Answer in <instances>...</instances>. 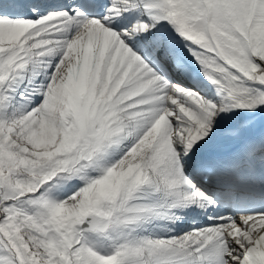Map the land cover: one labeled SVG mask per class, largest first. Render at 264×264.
I'll list each match as a JSON object with an SVG mask.
<instances>
[{
	"label": "snow or ice",
	"instance_id": "obj_1",
	"mask_svg": "<svg viewBox=\"0 0 264 264\" xmlns=\"http://www.w3.org/2000/svg\"><path fill=\"white\" fill-rule=\"evenodd\" d=\"M0 264H264V0H0Z\"/></svg>",
	"mask_w": 264,
	"mask_h": 264
}]
</instances>
